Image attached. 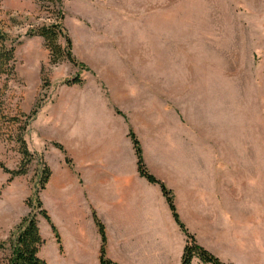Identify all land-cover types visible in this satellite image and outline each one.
Masks as SVG:
<instances>
[{
	"label": "rangeland",
	"instance_id": "1",
	"mask_svg": "<svg viewBox=\"0 0 264 264\" xmlns=\"http://www.w3.org/2000/svg\"><path fill=\"white\" fill-rule=\"evenodd\" d=\"M63 1L64 25L83 67L51 64L44 40L27 35L49 22L36 0H0L15 46V73L0 78V110L22 122L20 113L37 110L25 135L30 151L50 169L75 167L82 130L53 128L52 115L82 101L73 90L94 94L91 102L97 89L128 127L130 141L133 132L143 142L147 168L173 188L185 220L194 184L220 186L222 177L231 182L243 174L245 257L264 264V0ZM78 76L83 85L65 83ZM89 102L79 113L96 120V103ZM19 125L0 122V163L10 170L22 159L7 140ZM41 172L35 161L26 175L9 181L0 167V240L38 212ZM234 205L229 194V208ZM40 251L45 257L49 245Z\"/></svg>",
	"mask_w": 264,
	"mask_h": 264
},
{
	"label": "crops",
	"instance_id": "2",
	"mask_svg": "<svg viewBox=\"0 0 264 264\" xmlns=\"http://www.w3.org/2000/svg\"><path fill=\"white\" fill-rule=\"evenodd\" d=\"M72 93L82 101L77 99L71 111L68 110L71 104L61 105L59 113L52 115L51 124L53 128L82 130L75 137V167L60 163L51 168L50 180L40 193L43 207L59 232L63 252L47 220L39 219L41 235L50 250L45 257L40 251V257L48 264H99L101 236L95 214L105 227L106 255L113 262L181 264L186 236L175 222L160 186L139 174L134 147L127 137L128 127L115 118L99 90L96 89V100L91 102L87 98L94 94L86 90ZM87 102L96 103V120H86L80 115ZM140 143L147 162L145 147L141 140ZM222 179L220 186H192L188 221L175 197L177 213L198 243L221 262L252 264L245 257L248 245L242 220L244 176L238 174L236 181L231 182L226 176ZM253 184L249 186L251 193ZM202 189L204 195L198 193ZM229 194L235 203L231 208ZM261 248L264 249L263 244ZM192 264L202 263L194 259Z\"/></svg>",
	"mask_w": 264,
	"mask_h": 264
},
{
	"label": "trees",
	"instance_id": "3",
	"mask_svg": "<svg viewBox=\"0 0 264 264\" xmlns=\"http://www.w3.org/2000/svg\"><path fill=\"white\" fill-rule=\"evenodd\" d=\"M40 11H47L49 13V22L43 23L37 27L32 28L28 32L29 37L39 36L44 40L45 48L49 53L50 63L58 65L62 62H69L74 66L83 67L73 54L72 41L68 31L64 25L65 13L63 11V0H36ZM3 11L0 6V78L9 79L15 73V46L11 42L9 33L7 31L6 23L2 17ZM67 85H83L84 81L78 76L72 80L65 82ZM0 110V122L8 124L12 127L18 121L20 125L12 129V134L8 136V141H12L18 145L19 153L22 157L19 167L15 170H10L0 163V167L5 173L10 176L9 181L14 178L26 175L28 167L33 162L37 161L42 168L39 177V192L43 191L48 184L52 171L48 164L43 160L42 156L31 152L25 135L28 132L30 122L36 117L37 110L32 111L30 115L20 113L21 117L25 119H16L17 116L4 115ZM135 154L137 157V167L139 174L145 178L149 183L160 186L162 193L168 203L172 212L173 218L180 230L186 236V244L184 247L181 264H192L194 259H197L202 264H224L215 255L202 247L196 240V237L191 234L186 226L180 220L177 213L173 192L158 178H156L147 168L143 156L142 145L137 136L130 132L129 134ZM55 147L64 151L63 146L54 144ZM36 207L38 212L33 211L9 234L5 240H0V264H48L47 261L40 257V250L45 244V239L41 235L39 228V217H43L50 224L56 239L60 242L59 234L55 225L52 223L48 212L43 207L39 193H36ZM94 219L101 236L100 260L99 264H117L110 260L106 255L107 237L104 225L94 214Z\"/></svg>",
	"mask_w": 264,
	"mask_h": 264
}]
</instances>
